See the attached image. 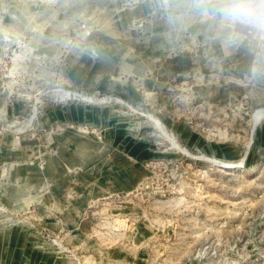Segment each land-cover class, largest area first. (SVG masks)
I'll return each instance as SVG.
<instances>
[{"label":"rangeland","instance_id":"374dc122","mask_svg":"<svg viewBox=\"0 0 264 264\" xmlns=\"http://www.w3.org/2000/svg\"><path fill=\"white\" fill-rule=\"evenodd\" d=\"M0 264H264V35L0 0Z\"/></svg>","mask_w":264,"mask_h":264},{"label":"clouds","instance_id":"9594fccd","mask_svg":"<svg viewBox=\"0 0 264 264\" xmlns=\"http://www.w3.org/2000/svg\"><path fill=\"white\" fill-rule=\"evenodd\" d=\"M221 23L264 35V0H201Z\"/></svg>","mask_w":264,"mask_h":264}]
</instances>
